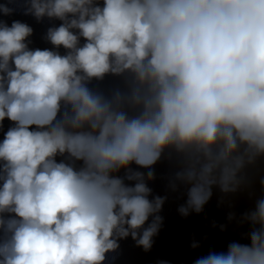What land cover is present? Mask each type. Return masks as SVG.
Segmentation results:
<instances>
[{
	"label": "clouds",
	"instance_id": "9594fccd",
	"mask_svg": "<svg viewBox=\"0 0 264 264\" xmlns=\"http://www.w3.org/2000/svg\"><path fill=\"white\" fill-rule=\"evenodd\" d=\"M23 2L62 21L45 39L66 52L30 49L33 29L0 19V264H105L129 236L151 250L165 156L182 216L216 191L218 207L252 201L227 213L241 240L194 264H264V0ZM106 75L125 87L89 86Z\"/></svg>",
	"mask_w": 264,
	"mask_h": 264
}]
</instances>
